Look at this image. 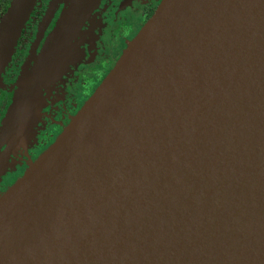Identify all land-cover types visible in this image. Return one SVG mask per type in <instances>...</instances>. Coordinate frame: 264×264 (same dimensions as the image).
<instances>
[{
	"label": "water",
	"instance_id": "water-1",
	"mask_svg": "<svg viewBox=\"0 0 264 264\" xmlns=\"http://www.w3.org/2000/svg\"><path fill=\"white\" fill-rule=\"evenodd\" d=\"M35 1L0 18V86ZM98 2L77 0L26 64L0 170ZM0 264H264V0H162L0 195Z\"/></svg>",
	"mask_w": 264,
	"mask_h": 264
},
{
	"label": "flooded vegetation",
	"instance_id": "flooded-vegetation-1",
	"mask_svg": "<svg viewBox=\"0 0 264 264\" xmlns=\"http://www.w3.org/2000/svg\"><path fill=\"white\" fill-rule=\"evenodd\" d=\"M76 1H35L31 15L23 27L15 51L3 74V81L7 86L17 88L25 72V66H28L26 64L29 62L28 69L33 67L50 34ZM161 1L99 0L84 20L75 46L69 48L70 51L72 50L74 62L60 64L57 71L51 74L50 79L42 87L40 109L35 120L39 121V127L35 136L39 138L45 135L46 125H53V133L44 141L32 139L29 145L40 143L31 154L26 152L27 144L20 150L19 147L11 150L12 148H8L6 144L2 146V150L7 153V161L10 159L12 165H15L22 158L23 163L17 164L8 185L0 190V194L22 176L30 164L57 139L112 70L128 43L153 15ZM47 17L48 19L45 20ZM82 69L86 72L84 75L80 74ZM13 100V93H6L0 101V125ZM60 114H63L62 120H58Z\"/></svg>",
	"mask_w": 264,
	"mask_h": 264
},
{
	"label": "rangeland",
	"instance_id": "rangeland-1",
	"mask_svg": "<svg viewBox=\"0 0 264 264\" xmlns=\"http://www.w3.org/2000/svg\"><path fill=\"white\" fill-rule=\"evenodd\" d=\"M72 56H73V53H71L70 59H68L67 62H69V63L70 62H74V57H72ZM82 70L80 71V74L84 75L86 72H85V70H83V71ZM19 88H20L19 85H17V88H16V86H7L5 84V82L3 81V83L0 86V101L5 97L6 93H13L14 98H15L17 93H18V91H19ZM62 118H63V114H60L58 116V120H62ZM46 126L47 127L44 129V134H45V135H43L44 137L42 136V137L37 138V136H35V132H37V129L39 127V121L37 120V122H34L32 127H31V129H30L31 133L29 134V137L28 138L26 137L25 138L26 141L24 143L19 144L20 146L18 145L19 146V150L23 149V147L27 144L28 151H26V152H29V154L33 153L37 149V147L39 146L40 142H36L35 145L34 144L33 145H29L31 140L34 139V138H37L36 141H38V140L39 141H41V140L44 141V140H46L47 138L50 137V134L53 133V130H54L53 129V125H51V126L46 125ZM33 131H34V134H33ZM14 147L11 150L15 149ZM16 148H18V147H16ZM16 163L17 164H22L23 163V159L21 158V161H17ZM17 164L12 165V160H10V159H8V161H6L5 164L3 163V167L0 170V190L2 188H4L6 185H8V181L11 179V175L15 172L14 170H15Z\"/></svg>",
	"mask_w": 264,
	"mask_h": 264
},
{
	"label": "trees",
	"instance_id": "trees-1",
	"mask_svg": "<svg viewBox=\"0 0 264 264\" xmlns=\"http://www.w3.org/2000/svg\"><path fill=\"white\" fill-rule=\"evenodd\" d=\"M10 0H0V18L5 13Z\"/></svg>",
	"mask_w": 264,
	"mask_h": 264
}]
</instances>
